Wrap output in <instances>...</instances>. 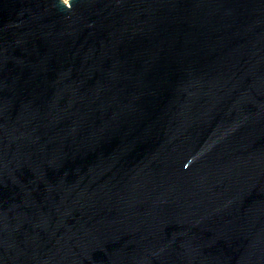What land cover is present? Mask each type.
<instances>
[{
	"label": "water",
	"instance_id": "obj_1",
	"mask_svg": "<svg viewBox=\"0 0 264 264\" xmlns=\"http://www.w3.org/2000/svg\"><path fill=\"white\" fill-rule=\"evenodd\" d=\"M0 264H264V0H0Z\"/></svg>",
	"mask_w": 264,
	"mask_h": 264
}]
</instances>
